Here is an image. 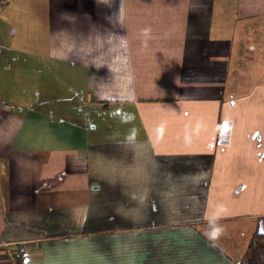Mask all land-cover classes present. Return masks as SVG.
Listing matches in <instances>:
<instances>
[{
    "label": "crops",
    "instance_id": "obj_1",
    "mask_svg": "<svg viewBox=\"0 0 264 264\" xmlns=\"http://www.w3.org/2000/svg\"><path fill=\"white\" fill-rule=\"evenodd\" d=\"M264 235V0H5L0 264H237Z\"/></svg>",
    "mask_w": 264,
    "mask_h": 264
},
{
    "label": "trees",
    "instance_id": "obj_2",
    "mask_svg": "<svg viewBox=\"0 0 264 264\" xmlns=\"http://www.w3.org/2000/svg\"><path fill=\"white\" fill-rule=\"evenodd\" d=\"M15 263V258H14ZM237 264H264V235L253 233Z\"/></svg>",
    "mask_w": 264,
    "mask_h": 264
},
{
    "label": "built area",
    "instance_id": "obj_3",
    "mask_svg": "<svg viewBox=\"0 0 264 264\" xmlns=\"http://www.w3.org/2000/svg\"><path fill=\"white\" fill-rule=\"evenodd\" d=\"M5 0H0V6L4 5ZM13 256L15 258L14 264H29L28 255L24 247L19 246L13 250Z\"/></svg>",
    "mask_w": 264,
    "mask_h": 264
}]
</instances>
